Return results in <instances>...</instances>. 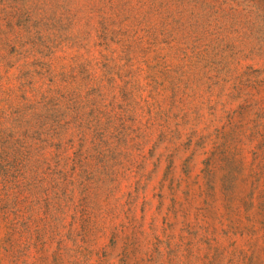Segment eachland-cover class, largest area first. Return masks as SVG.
Returning <instances> with one entry per match:
<instances>
[{
    "label": "rangeland",
    "instance_id": "374dc122",
    "mask_svg": "<svg viewBox=\"0 0 264 264\" xmlns=\"http://www.w3.org/2000/svg\"><path fill=\"white\" fill-rule=\"evenodd\" d=\"M0 264H264V0H0Z\"/></svg>",
    "mask_w": 264,
    "mask_h": 264
}]
</instances>
